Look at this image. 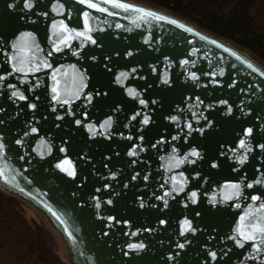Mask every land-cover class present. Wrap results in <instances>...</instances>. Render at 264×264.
<instances>
[{
  "label": "water",
  "instance_id": "obj_1",
  "mask_svg": "<svg viewBox=\"0 0 264 264\" xmlns=\"http://www.w3.org/2000/svg\"><path fill=\"white\" fill-rule=\"evenodd\" d=\"M53 2L36 0L29 10L24 8V0H0V75L12 72L8 57L16 50L9 45L22 31L35 35V43L29 41L27 58L41 65L47 59L52 65L27 74L26 79L23 73H12L0 81V108L4 109L0 112L4 121L0 134L7 145L0 153L4 172L0 191L27 202L48 220L65 244L72 264H264V251H254L252 242L240 248L227 239L234 235L243 213L264 203V149L259 147L264 144V67L229 42L149 5L117 0L133 5L124 10L104 0H93L106 9L101 12L78 0H60L65 7L57 15L52 11ZM136 9L155 15L145 16ZM43 12L49 15H41ZM84 12L89 13L91 32L84 26ZM53 20H64L70 28L85 31L96 43L69 32L64 34L71 37L67 45L54 52L60 27L57 23L53 28ZM121 71L129 73L123 85L115 82ZM193 72L196 79L191 76ZM165 74L168 83H164ZM53 76L65 98L81 87V76L87 87L72 104H58L52 100V88L57 86ZM8 84L16 88H8ZM129 87L139 95L130 97L126 91ZM14 90L27 99H10ZM97 91L108 94L97 96ZM89 92L93 93L91 103L87 100ZM140 99H145L147 106L140 105ZM220 100L228 104H219ZM33 103L36 108H29ZM136 112L140 115L132 120ZM145 114L151 117L148 125L142 124ZM171 115L178 120L167 119ZM108 116L113 118L111 128L101 129L99 125ZM76 119L81 125L75 124ZM87 124L96 126L97 135L92 136ZM33 126L40 131L24 137ZM247 127L253 129L249 136L244 135ZM161 137L164 142L156 144ZM16 139L24 143L16 145ZM240 139H245L251 149L244 164L235 158L245 154L239 147ZM173 146L178 149L176 156L196 147L202 158L189 157L196 163L186 161L169 171L162 165L170 163ZM60 147H67V153H61ZM129 150L138 155L130 156ZM220 152L225 155L220 156ZM65 155L75 164V178L55 168ZM213 160L217 168L211 167ZM180 172L188 181L183 193L171 191L170 177H179ZM256 180L261 183L255 184ZM226 181L241 183L247 199L219 203ZM248 183H253V188H247ZM193 190L198 193L195 204L189 196ZM165 191H171L165 197L167 208L163 200L156 199ZM213 195L218 201L215 205L211 203ZM251 195H261L262 199L253 202ZM109 216L116 219L109 220ZM185 218L196 233L180 235ZM161 219L166 223L160 224ZM140 242L146 246L142 250L127 248L129 243ZM179 243L185 247L180 249ZM209 251L217 252L216 260Z\"/></svg>",
  "mask_w": 264,
  "mask_h": 264
},
{
  "label": "snow or ice",
  "instance_id": "obj_2",
  "mask_svg": "<svg viewBox=\"0 0 264 264\" xmlns=\"http://www.w3.org/2000/svg\"><path fill=\"white\" fill-rule=\"evenodd\" d=\"M79 4L81 5H87L88 8L91 9H98L101 12L106 11V9L100 7L97 3H94L93 0H78ZM104 2L106 3H112L113 7L116 8H122L124 10H128L133 8V5L131 4H125V3H119L117 2V0H104ZM36 5V0H24V8L26 9H33ZM11 6V5H10ZM64 4L60 2V0H54L53 4H52V11L56 12L57 15H61L64 11ZM139 12L144 13L145 16H154L155 14L152 12H147L144 9H136ZM41 15L47 17L49 15L48 12H43L41 13ZM84 16V26L87 29L88 32H91L92 29L89 27V21H88V16L89 13L88 12H84L83 13ZM157 19L160 20H164L166 19L163 16H156ZM57 23H59V27H60V33L58 34V42H54L53 43V51L54 52H60L61 51V47L60 45H67L68 40L71 38L70 36H64L65 33H74L75 36L77 37H83L87 40H90L93 44L96 43V40L93 39V37L91 35H87L85 31H80L76 28H70L69 25L67 23H65L64 20H60L59 22H57L56 20H53L52 22V27L55 28L57 26ZM171 23L175 24L176 21L173 20L171 21ZM117 27H120V25H117ZM188 31H191V29H188ZM61 36H63V38H60ZM51 39V37H50ZM29 41H32L33 43H35V35L34 33L30 32V31H22L19 33L18 36H14V41L9 45L11 49L16 50V53L14 55H10L8 57L9 62L11 63V67H12V72H8L5 73L3 75H0V81H5L7 79L8 76L12 75V73H23L25 76V79L27 77V74L29 73H34V72H38L41 70V67L43 68H52L51 63H49L47 61V59H45L43 65L39 64V63H32V61L30 59L27 58V53L30 51L29 48ZM36 47L38 48L39 45L37 44ZM3 51H5V54L8 55L7 49H4ZM49 56L52 55V52L48 53ZM128 55H132L131 52L128 53ZM93 59H95L93 57ZM182 63H187V61H182ZM136 69L133 68L132 72H135ZM129 76L128 72L125 71H121L119 72V74L116 76L115 78V82L117 84L123 85L124 84V80L127 79ZM191 76L193 79H196V73L193 72L191 73ZM25 79L21 80V83L25 82ZM53 80L56 82L57 86H54L52 88V100L56 101L58 104H63V105H70L73 103V98L75 99H80V92L83 90V88L87 87L86 84H83V76H81V87L71 93V95L67 96V98H65V94L61 93L60 88H59V81L56 80V77L53 76ZM169 80L167 78V74H165V78H164V83H168ZM8 88H13L15 89L16 86L13 84H8L7 85ZM35 87V85H34ZM127 94L130 97H137L139 95V93L129 87L126 89ZM107 95V92L101 93L100 91H97L95 93V95L99 96V95ZM11 98H18L19 100L23 101L26 100L27 97L19 90H14L11 92V95L9 97ZM93 99V93L89 92L87 93V100L89 103L92 102ZM198 101L200 100L199 97L196 98ZM201 103H203V101H200ZM153 104L156 103L155 100L152 101ZM139 104L140 105H145L147 106V101L145 99H140L139 100ZM219 104L222 105H227L228 101L227 100H220ZM29 108L31 109H35L36 108V104H29ZM4 109L0 108V112H3ZM53 111H55V108H53ZM71 115H75V113L71 112V110H69ZM228 112L231 113L232 112V107L229 106L228 107ZM85 116H87V113H84ZM140 113L136 112L131 118L132 120H135L137 118V116H139ZM57 119H63V117H57ZM150 119L151 117L147 114L144 115L143 120H142V124L143 125H148L150 123ZM167 119L171 120V121H177L178 120V116L176 115H171L169 117H167ZM206 119V117H205ZM112 122H113V118L111 116H108L103 123H101L99 125V127L101 129H108L111 128L112 126ZM4 121L0 120V124H3ZM82 121L80 119H76L75 120V124L76 125H81ZM211 123V122H209ZM87 129L90 131V133L92 134V136L97 135V131H96V126L93 124H87L86 125ZM187 127L191 130L192 129V124L189 123L187 125ZM40 130L39 128L33 126L30 128V132L29 131H25L23 133L24 137H28L30 134H35L38 133ZM199 131L201 133L204 132V129L201 128L199 129ZM253 132V129L251 127H247L246 129H244V135L245 136H249L251 135ZM121 135H123L121 133ZM190 135V133H189ZM140 140H143L144 137L140 136L139 137ZM173 140H176L177 137L173 136L172 137ZM185 140H187V137H185ZM164 142V138L161 137L160 140H158L156 142V144L159 143H163ZM24 143L23 140L21 139H16L15 140V144L16 145H22ZM45 141L43 139H41L40 144H44ZM156 144H153L152 147L155 148ZM7 147V145L3 142V135L0 134V153H3L5 148ZM135 147V146H134ZM239 147L241 149L245 150V154L243 155H239L236 156L235 158L238 159L240 164H244L245 161L248 160V155L246 154L247 152H250L251 149L248 147V145L246 144L245 139H240L239 140ZM259 147L261 149H264V144H259ZM143 150V149H141ZM48 151L51 152L52 149L49 147ZM59 151L61 153H67L68 149L67 147H60ZM232 151L235 153V149H232ZM178 152V149L173 146L172 147V153L173 155L170 156L168 159L170 161V163L166 164V165H162L163 167H165L167 170H171L172 168H179L181 165L185 164V162H189V163H196L195 160H189V157H195V158H202L201 157V152L196 148V147H192L190 149L189 152L185 153L183 156H176L175 154ZM130 156H136L138 155L137 152L133 151V150H129L128 153ZM43 155V153H42ZM225 153L224 152H220V156H224ZM24 157L21 156L20 159H23ZM161 159H164V157H161ZM136 161H133V163H135ZM219 165L218 163L213 160V162L211 163V167L212 168H217ZM55 168L59 169L61 172L65 173L67 176L69 177H73L75 178L77 176V171H76V167L75 164L73 162V160L65 155L62 159H59L56 163H55ZM237 169H233V171H236ZM4 172L3 169H0V176H3ZM113 176L116 175V173H112ZM195 175L197 177L200 176L199 172H196ZM136 177H133V179H135ZM145 180L148 179V176L144 177ZM170 181L173 185L171 191H175L177 193H183L185 191V187L188 183L187 179L184 177V173L180 172L179 173V177L177 176H172L170 177ZM168 181H166L167 183ZM255 184H260L261 181L260 180H256L254 182ZM254 184L253 183H248L246 185L247 188L251 189L253 188ZM105 187H109V185H105ZM161 188L164 187L163 184L160 185ZM22 190V189H21ZM97 191H99V189H97ZM171 191H165L163 193L162 196H156L157 200H163L164 202V207L167 208L168 207V200L165 199V197H168L171 195ZM197 191L193 190L190 192L189 196L191 199V202L193 204L197 203ZM220 200L219 203H226L228 201H232L234 198L236 199H240V198H244L247 199V197H244L243 191H242V185L241 183H234V182H230V181H226L224 183V185L221 187L220 189ZM251 200L253 202L256 201H260L262 199L261 195H251ZM93 199H96L95 197ZM217 199L216 196L213 195L211 203L213 205H215L217 203ZM108 204L112 203V200H108L107 201ZM143 203H141V207H143ZM185 207H187V203L185 202L184 204ZM236 207H240L239 204L235 205ZM96 207H100L99 203H97ZM249 208H252V205H249ZM264 203H260L259 207L252 210V211H248L243 213L240 217H239V223L237 224V226L233 229L234 235L227 237V239H231L235 242V244L240 247V248H244L246 242H252L251 243V247L254 251L256 252H261L264 251ZM197 215H200V213H197ZM109 220H115V217L109 216L108 217ZM123 223L127 224L129 223L128 221H123ZM160 224H165L166 221L161 219L159 221ZM147 231H151V229H147ZM191 231L192 233H196L197 229L195 227L192 226V222L185 218L184 220H182L181 222V232L180 235L183 236L186 232ZM105 235H107V233H105ZM132 235H136V232H133ZM239 237V238H237ZM259 240V244L256 243V241ZM146 246L143 242L140 243H129L127 244V248L130 250H142L144 249ZM177 247H179L180 249H183L185 247V243H179L177 245ZM228 253H224V255L226 256ZM124 255H128L127 252L124 253ZM208 255L211 257L212 260H216L217 259V252L216 251H209ZM173 257L170 255L169 259H172Z\"/></svg>",
  "mask_w": 264,
  "mask_h": 264
},
{
  "label": "trees",
  "instance_id": "obj_3",
  "mask_svg": "<svg viewBox=\"0 0 264 264\" xmlns=\"http://www.w3.org/2000/svg\"><path fill=\"white\" fill-rule=\"evenodd\" d=\"M165 10L264 66V0H135ZM0 264H65L46 252L31 225L0 192Z\"/></svg>",
  "mask_w": 264,
  "mask_h": 264
},
{
  "label": "rangeland",
  "instance_id": "obj_4",
  "mask_svg": "<svg viewBox=\"0 0 264 264\" xmlns=\"http://www.w3.org/2000/svg\"><path fill=\"white\" fill-rule=\"evenodd\" d=\"M132 1L137 2L135 0ZM137 3H142V2H137ZM242 52L252 57L248 52L246 51H242ZM254 60L262 67H264L258 60L256 59ZM4 194L11 199V203L13 204L15 210L31 225L37 236L38 241L41 243L42 247L46 250V252L51 254L53 257L55 256L59 258V260H61L65 264H72L65 244L63 243L62 239L59 237L58 233L55 231L53 226L48 222V220L39 211H37L34 207L29 205L27 202L23 201L22 199H19L7 193Z\"/></svg>",
  "mask_w": 264,
  "mask_h": 264
}]
</instances>
